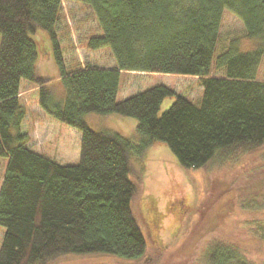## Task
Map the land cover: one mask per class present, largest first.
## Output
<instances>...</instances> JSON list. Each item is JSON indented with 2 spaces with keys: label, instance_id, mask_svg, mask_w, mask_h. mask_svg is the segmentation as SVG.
<instances>
[{
  "label": "trees",
  "instance_id": "16d2710c",
  "mask_svg": "<svg viewBox=\"0 0 264 264\" xmlns=\"http://www.w3.org/2000/svg\"><path fill=\"white\" fill-rule=\"evenodd\" d=\"M75 1L88 4L102 30L89 38V47H110L113 68H65L56 29L62 0H0V156L8 161L0 188V225L6 228L0 264L144 255L150 230L133 206L142 190L131 178L136 145L119 132L92 128L88 113L136 118L142 145L167 143L186 169L264 149V80L258 78L264 0ZM225 10L243 21L255 48L242 50L236 38L218 52ZM46 31L60 66V90L46 86L39 73ZM122 71L197 75L201 103L164 84L119 100ZM22 80L40 85L39 102L49 115L81 132L78 163L60 164L26 144ZM173 95L159 115L163 100Z\"/></svg>",
  "mask_w": 264,
  "mask_h": 264
},
{
  "label": "rangeland",
  "instance_id": "374dc122",
  "mask_svg": "<svg viewBox=\"0 0 264 264\" xmlns=\"http://www.w3.org/2000/svg\"><path fill=\"white\" fill-rule=\"evenodd\" d=\"M76 2L87 6H80L82 12L74 14L69 9L74 4L70 3L67 14L72 24L77 26L85 18L87 26H95L88 16L91 11L85 8L88 4ZM220 31L218 52L236 38L242 50L253 49L257 44L246 36L243 21L229 10L223 14ZM45 34L49 35L47 31ZM41 36L39 73L46 86L53 84L60 90L61 85H57L60 66L52 40L46 41ZM60 49L66 69L79 57L85 63L97 62L100 66L116 64L108 46L94 50L77 41L75 47ZM212 74L221 72L214 70ZM258 78L264 80V56ZM159 84L169 86L196 104L201 103L203 85L199 76L169 72L122 71L117 98L121 100ZM39 87L30 82L29 89L22 93L28 113L27 145L60 164H76L81 132L44 110L39 102ZM175 98L176 95L165 98L158 114L168 110ZM85 119L96 130L116 131L134 141L131 178L142 190L133 206L142 226L146 227V221L149 223L148 245L144 255L136 259L76 257L60 258L53 264H232L233 259L227 257L229 253L250 264H264V149L225 160L215 159L202 168L186 169L167 143L155 141L143 146L134 117L91 112ZM7 162L6 157L0 156V188ZM5 231L0 225V249Z\"/></svg>",
  "mask_w": 264,
  "mask_h": 264
},
{
  "label": "crops",
  "instance_id": "0c3cea01",
  "mask_svg": "<svg viewBox=\"0 0 264 264\" xmlns=\"http://www.w3.org/2000/svg\"><path fill=\"white\" fill-rule=\"evenodd\" d=\"M70 3H73L74 6L72 5L69 9L75 14H78L77 12L80 11V6H87V5H80L78 2L74 1V0H62V5H63V16L62 19L60 20L59 24L57 25L56 29H57V41L59 43L60 47H75L77 45V41L78 42H85V44L89 47L88 45V41L89 38L94 35V34H101V28L100 25L96 19V17H94V14L91 10V8L85 7V8H89V10L91 11V13H88V16L90 17L89 19H93L94 20V24L95 26H87L86 22H85V18L83 20H81L82 22H77V26H74L72 24V19H69V16L67 14V9L70 5ZM64 7H65V11H64ZM82 12V10L80 11ZM85 30V31H84ZM79 35V37H78ZM45 36V40L49 41L51 39V37L47 34L44 35ZM50 38V39H49ZM52 40V39H51ZM63 42H66V44H64ZM72 64H74L73 66L76 65V67H82L85 68L87 64H92V65H97L99 67H106V68H113L114 66H100L97 62H90L89 63H85L80 57L78 58L77 61H71ZM59 74V73H58ZM60 78L58 77V83L57 85H61L60 84ZM29 83L30 81L28 80H22L21 82V89H20V100L23 103V92H26L29 89ZM27 119V117H26ZM25 119V121H26ZM23 131L26 132L27 134V128L25 127V122L23 125ZM27 144V143H26ZM44 154V153H43ZM3 181V180H2Z\"/></svg>",
  "mask_w": 264,
  "mask_h": 264
}]
</instances>
